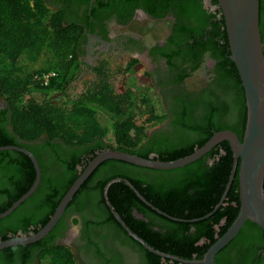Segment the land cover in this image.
Here are the masks:
<instances>
[{
  "label": "trees",
  "instance_id": "16d2710c",
  "mask_svg": "<svg viewBox=\"0 0 264 264\" xmlns=\"http://www.w3.org/2000/svg\"><path fill=\"white\" fill-rule=\"evenodd\" d=\"M190 28L180 35L189 39L187 57L196 66L210 59L206 69L210 84L189 102L175 97L169 137L154 133L151 125L167 116L156 94L119 93L117 74L99 67L89 80L81 76V44L86 28L72 19L74 8L112 11L126 2L146 9L174 6L175 0H0V148L15 146L37 160L41 180L36 191L8 217L0 220V242L38 233L51 219L70 187L86 169L88 161L104 151H120L143 159L170 162L193 154L214 133L231 131L242 141L246 123L244 92L230 52L224 19L216 0H178ZM263 0L259 28L264 53ZM175 32V31H174ZM175 34V33H174ZM187 44V43H186ZM185 44V45H186ZM175 45V44H174ZM41 67L33 72L18 66L21 57ZM167 63L175 69V48ZM135 62L130 63L126 71ZM55 76L44 84L41 78ZM175 84V75L173 76ZM59 95L63 101L53 97ZM233 154L227 142L215 146L192 164L170 171L140 168L122 161L100 164L75 194L64 215L82 217L83 232L106 229L115 247L126 249L140 264H179L146 251L131 239L114 218L117 213L126 227L150 248L185 261H199L238 216V176L217 210L228 183ZM105 196V188L114 180ZM35 170L30 159L17 151L0 152V214L31 188ZM129 183V185L127 184ZM132 186L133 188H131ZM135 190L162 217L146 206ZM142 219H135L133 212ZM212 213V214H211ZM211 214L208 218H204ZM64 215L39 242L0 251V264H78L74 252L57 244L64 228ZM77 224V220L73 221ZM94 242L88 246L106 259ZM225 258V261H221ZM264 264V232L248 220L237 237L222 249L215 264Z\"/></svg>",
  "mask_w": 264,
  "mask_h": 264
},
{
  "label": "flooded vegetation",
  "instance_id": "af4514ba",
  "mask_svg": "<svg viewBox=\"0 0 264 264\" xmlns=\"http://www.w3.org/2000/svg\"><path fill=\"white\" fill-rule=\"evenodd\" d=\"M205 3L207 7H211V0H206ZM181 5L178 0H175V15L172 12L174 6L167 8L166 5L160 4L161 8L148 7L151 12L149 13L136 3L127 6L126 2L112 11L96 10L91 14V12L86 13L83 7L70 11L73 13L72 19H75L87 31V38L81 44L83 53L80 61L83 80L93 76L95 69L99 67L109 69L117 75L125 73L127 66L132 62L135 63L130 70L143 69L145 78L155 89L160 99V106L167 116L161 123L149 126L150 130L146 132L147 137H151L156 132L169 137L172 133L173 119L170 112L173 105L171 99L175 97V120H178L176 114L178 98L189 102L196 96H200L210 84L211 75L206 71L210 67V59H203L196 66L187 57L185 50H188L192 42L180 35V29L192 26L190 21L182 15ZM156 31H161L162 34H155ZM174 48L175 69L168 66L166 57ZM174 75L175 84L169 85L170 81L173 82ZM196 78L200 85L195 84L194 87H190V82ZM4 106L5 103L0 101L1 111L5 109ZM152 210L162 217L177 221L156 208L152 207ZM133 216L135 219H142V216L135 211ZM64 217V228L56 235L55 242L69 247L74 252L78 264H140L131 252L115 247L112 236L106 229L98 228L95 231L91 229L89 237H86L83 232V220L79 214L70 212ZM74 220H77V224L73 223ZM73 226L77 227L76 230L72 229ZM89 241L94 242L93 244L105 253L109 262L96 254L93 246H88ZM202 260L203 258L188 262L196 263ZM221 261H225V258H221ZM175 262L183 264L179 261ZM219 263L221 264L220 260Z\"/></svg>",
  "mask_w": 264,
  "mask_h": 264
},
{
  "label": "water",
  "instance_id": "95a60500",
  "mask_svg": "<svg viewBox=\"0 0 264 264\" xmlns=\"http://www.w3.org/2000/svg\"><path fill=\"white\" fill-rule=\"evenodd\" d=\"M216 1L224 19L230 60L236 67L244 92L246 123L242 141L240 142L238 137L231 131L214 133L209 141L193 154L170 162L143 159L120 151L100 152L88 161L86 169L70 187L55 209L51 219L38 233L0 242V251L10 247L30 245L44 239L59 222L81 186L97 167L105 161L117 160L140 168L170 171L194 163L224 141L229 144L232 151L233 165L223 196L214 210H217L225 200L236 173L238 176L240 208L235 221L207 250L202 261L196 263L180 261L177 258L153 250L133 234L120 216L112 210L113 216L126 233L146 251L163 259L179 261L183 264H214L215 256L237 237L248 220L255 223L264 232V53L259 28L260 0ZM3 151H17L27 156L33 164L35 180L28 192L14 202L4 213L0 214V220L8 217L27 200L36 191L41 180L39 164L29 151L15 146L1 147L0 152ZM118 181V179L111 181L107 185L105 196L108 187ZM127 184L129 185L128 182ZM135 193L141 201L152 208L136 190ZM211 214L204 218H208Z\"/></svg>",
  "mask_w": 264,
  "mask_h": 264
},
{
  "label": "rangeland",
  "instance_id": "374dc122",
  "mask_svg": "<svg viewBox=\"0 0 264 264\" xmlns=\"http://www.w3.org/2000/svg\"><path fill=\"white\" fill-rule=\"evenodd\" d=\"M155 34L160 35L162 34V32L156 31ZM43 61L44 57L40 58L36 63H31L26 57L23 56L19 59L18 66L26 70V72H33L41 67ZM89 79L90 77H87L85 80ZM190 84V87H194L195 84L200 85V82L196 78L195 80L191 81ZM114 86L119 93L129 89L134 93V95L149 94L151 96H154L156 94L155 89L150 85L149 80L145 78L143 74V69L141 68L132 69L126 71L123 74L120 73L119 75H116L114 80ZM156 96L158 95L156 94ZM53 99H55V101L57 102L63 101L62 97L59 95H55ZM156 100L158 101L159 98H156ZM150 127L147 128L146 132L150 130ZM76 228L77 227L74 226L72 227L73 230H76Z\"/></svg>",
  "mask_w": 264,
  "mask_h": 264
},
{
  "label": "built area",
  "instance_id": "2783aa9c",
  "mask_svg": "<svg viewBox=\"0 0 264 264\" xmlns=\"http://www.w3.org/2000/svg\"><path fill=\"white\" fill-rule=\"evenodd\" d=\"M55 74L54 73H49L47 75H44L41 80L44 84H47V82L49 81L50 78L54 77Z\"/></svg>",
  "mask_w": 264,
  "mask_h": 264
}]
</instances>
